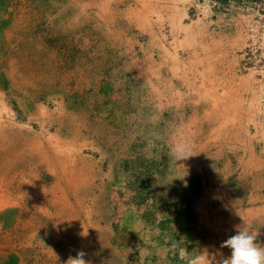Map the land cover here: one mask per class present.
Masks as SVG:
<instances>
[{
  "label": "rangeland",
  "instance_id": "obj_1",
  "mask_svg": "<svg viewBox=\"0 0 264 264\" xmlns=\"http://www.w3.org/2000/svg\"><path fill=\"white\" fill-rule=\"evenodd\" d=\"M240 227L264 247V0H0V264H221Z\"/></svg>",
  "mask_w": 264,
  "mask_h": 264
},
{
  "label": "clouds",
  "instance_id": "obj_2",
  "mask_svg": "<svg viewBox=\"0 0 264 264\" xmlns=\"http://www.w3.org/2000/svg\"><path fill=\"white\" fill-rule=\"evenodd\" d=\"M171 154L177 159H186L191 155V146L187 142H177L172 145ZM257 233L252 234L245 228L240 227L235 235L226 239L222 248L231 250L229 258L223 259L221 264H264V247L257 242ZM85 253L78 252L75 258H69L67 264H90L84 259ZM204 257L198 259L196 264H204ZM208 264L211 261L208 259Z\"/></svg>",
  "mask_w": 264,
  "mask_h": 264
}]
</instances>
